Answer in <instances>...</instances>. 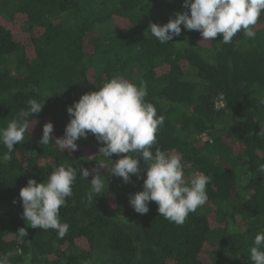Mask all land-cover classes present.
Here are the masks:
<instances>
[{"label": "trees", "instance_id": "1", "mask_svg": "<svg viewBox=\"0 0 264 264\" xmlns=\"http://www.w3.org/2000/svg\"><path fill=\"white\" fill-rule=\"evenodd\" d=\"M182 4L0 0V128L30 98L45 100L11 160L2 159L0 144V255L13 253L10 264H251L248 249L264 229V13L252 39L241 31L231 44L219 43L221 35L201 41L181 25L179 36L158 43L149 24L167 23L185 11ZM115 76L147 85L146 100L165 117L155 147L182 153L186 178L194 171L211 177L208 200L183 225L160 216L155 202L147 214L135 213L129 197L142 190L143 179L131 176L125 184L110 175V165L99 168L108 162L94 141L78 139L74 152L39 143L47 122L53 141L63 137L67 107ZM63 163L99 168L105 190L89 202L92 177L78 172L59 210L69 224L60 239L21 218L19 191ZM139 167H146L142 159ZM21 227L24 240L13 235Z\"/></svg>", "mask_w": 264, "mask_h": 264}, {"label": "clouds", "instance_id": "2", "mask_svg": "<svg viewBox=\"0 0 264 264\" xmlns=\"http://www.w3.org/2000/svg\"><path fill=\"white\" fill-rule=\"evenodd\" d=\"M182 8L185 11L175 13L174 18L163 25L149 24L148 31L158 43L168 44L179 36L181 25L185 30L199 32L201 41H215L221 35L219 43L231 44L233 37L241 31L245 37L255 38L253 27L264 13V0H183ZM147 95L144 82L137 85L122 76H115L67 107L70 119L63 137L53 141V124L47 122L42 127L39 143L48 145L55 142L61 150L74 152L78 149L75 141L87 138L91 133L102 145L98 148L99 156L108 162L99 164V168L110 165V175L121 178L125 184L131 182V176L143 179L142 190L129 197L134 212L147 214L149 202H155L160 216L176 225H183L189 214L208 200L206 186L211 177L194 171L190 178H186L183 154L155 147L157 133L165 117L157 115L155 106L146 100ZM44 103L45 100L40 102L30 98L26 102L27 107L20 109L6 127L0 128V144L6 148L3 160H11L14 145L20 144L29 130L28 118L39 114ZM113 154L118 157L115 162L109 159ZM141 159L146 165L143 169L139 167ZM99 168L89 170L80 166L76 169L63 163L41 183L29 179L19 191L23 209L21 218L29 227L54 230L62 239L69 231V224L61 222L59 210L72 196L78 172L86 181L92 177L88 181L90 188L87 193V200L91 202L105 190V178L100 175ZM260 170L264 171V165ZM13 235L24 240L28 233L21 227ZM248 253L251 264H264V229L255 235ZM12 255H0V264H10Z\"/></svg>", "mask_w": 264, "mask_h": 264}, {"label": "rangeland", "instance_id": "3", "mask_svg": "<svg viewBox=\"0 0 264 264\" xmlns=\"http://www.w3.org/2000/svg\"><path fill=\"white\" fill-rule=\"evenodd\" d=\"M218 106H221V102H218V103H217V107H218ZM91 140L94 141V143H95V144H93L94 146H96L97 148L100 147V146H97V145H96L97 141H96L95 137H94L92 134H88V135H87V138H80V143H82V142L84 141V142H87V144H88V143H89V144H92V141H91ZM97 151H98V149H97ZM98 153H99V152H98Z\"/></svg>", "mask_w": 264, "mask_h": 264}]
</instances>
